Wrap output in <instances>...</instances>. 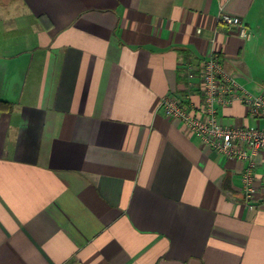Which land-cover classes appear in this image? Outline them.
<instances>
[{"label": "crops", "instance_id": "1", "mask_svg": "<svg viewBox=\"0 0 264 264\" xmlns=\"http://www.w3.org/2000/svg\"><path fill=\"white\" fill-rule=\"evenodd\" d=\"M212 54L264 92V0H0V264H264L246 161L160 106L198 107ZM217 116L264 128L237 100Z\"/></svg>", "mask_w": 264, "mask_h": 264}, {"label": "built area", "instance_id": "2", "mask_svg": "<svg viewBox=\"0 0 264 264\" xmlns=\"http://www.w3.org/2000/svg\"><path fill=\"white\" fill-rule=\"evenodd\" d=\"M218 23L235 28L239 36L249 39L252 30L237 15L221 12L216 17ZM194 76L188 67L189 83ZM200 97L198 107L184 103L172 95H163L160 106L167 117L178 119L200 142L225 155L246 161L241 173L243 201L250 209L264 206V180L256 184L255 159L259 149L264 148V128L246 125L223 124L217 116L219 104H229L235 100L243 103L251 116L264 118V92H253L244 88L233 75L223 70L217 55L203 59L199 70Z\"/></svg>", "mask_w": 264, "mask_h": 264}, {"label": "trees", "instance_id": "3", "mask_svg": "<svg viewBox=\"0 0 264 264\" xmlns=\"http://www.w3.org/2000/svg\"><path fill=\"white\" fill-rule=\"evenodd\" d=\"M0 104H6V102L0 101Z\"/></svg>", "mask_w": 264, "mask_h": 264}]
</instances>
